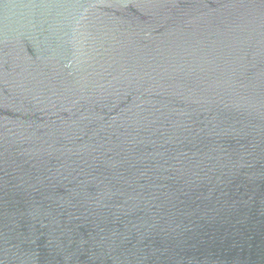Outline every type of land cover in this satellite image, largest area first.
I'll return each mask as SVG.
<instances>
[{"label": "water", "instance_id": "1", "mask_svg": "<svg viewBox=\"0 0 264 264\" xmlns=\"http://www.w3.org/2000/svg\"><path fill=\"white\" fill-rule=\"evenodd\" d=\"M0 264H264V0H0Z\"/></svg>", "mask_w": 264, "mask_h": 264}]
</instances>
